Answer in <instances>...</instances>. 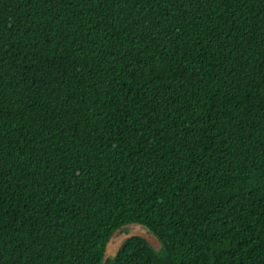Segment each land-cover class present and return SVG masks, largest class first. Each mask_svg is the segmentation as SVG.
<instances>
[{"label":"trees","instance_id":"obj_1","mask_svg":"<svg viewBox=\"0 0 264 264\" xmlns=\"http://www.w3.org/2000/svg\"><path fill=\"white\" fill-rule=\"evenodd\" d=\"M0 264H264V0H0Z\"/></svg>","mask_w":264,"mask_h":264},{"label":"rangeland","instance_id":"obj_2","mask_svg":"<svg viewBox=\"0 0 264 264\" xmlns=\"http://www.w3.org/2000/svg\"><path fill=\"white\" fill-rule=\"evenodd\" d=\"M146 230L140 226H130L128 228L121 229L111 240L109 245V253L112 255L114 253L115 247L127 236L139 235L146 237Z\"/></svg>","mask_w":264,"mask_h":264}]
</instances>
